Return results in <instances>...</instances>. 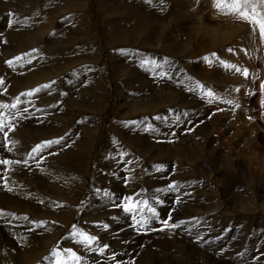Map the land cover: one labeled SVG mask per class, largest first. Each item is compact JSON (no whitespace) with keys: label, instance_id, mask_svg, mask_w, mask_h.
Returning a JSON list of instances; mask_svg holds the SVG:
<instances>
[{"label":"rangeland","instance_id":"1","mask_svg":"<svg viewBox=\"0 0 264 264\" xmlns=\"http://www.w3.org/2000/svg\"><path fill=\"white\" fill-rule=\"evenodd\" d=\"M21 1L0 0V104L20 100L18 110H3L14 130L0 132V159L21 162L0 165V194L36 207L12 208L0 195V264H51L58 244L73 247L84 264H264V41L258 28L217 12L212 0ZM36 15L42 26L49 17L53 29L32 43L24 34L40 30L28 28ZM141 18L148 23L139 27ZM19 21L24 26L15 32L27 44L4 36ZM8 41L11 58L22 57L12 67ZM41 74L51 80L32 87L28 80ZM84 77L93 78L92 85L100 81L103 95ZM33 88L44 93L22 95ZM32 126L49 138L32 137ZM61 138L53 154L29 159L37 144ZM87 138L93 151L86 170L54 171L56 154ZM15 169L28 173L14 176ZM170 183L176 192L167 191ZM157 188L165 189L163 204L149 202L160 219L146 228L115 206L136 193H142L136 199L151 197ZM169 214L180 226L160 231ZM45 225L55 226L58 236L44 233ZM73 225L98 235L109 246L105 254L68 239Z\"/></svg>","mask_w":264,"mask_h":264},{"label":"snow or ice","instance_id":"2","mask_svg":"<svg viewBox=\"0 0 264 264\" xmlns=\"http://www.w3.org/2000/svg\"><path fill=\"white\" fill-rule=\"evenodd\" d=\"M163 2V0H162ZM213 7L216 9L217 12L225 15V16H233L236 19L246 22L251 25L253 32H255L258 28L259 30V37L262 41H264V0H212ZM231 51V49H229ZM30 56V54H29ZM22 57L17 56L15 60H21ZM206 61L209 60L208 57L204 58ZM31 63V59L28 61ZM210 62V61H209ZM144 64L152 63L151 61L144 60L142 61ZM7 64L9 67H12L14 64L13 60H8ZM221 65L227 66L225 61H220ZM235 67V66H233ZM237 72H240L241 69L236 68ZM243 75L247 78L248 70H243ZM52 83H56L52 81ZM4 81L0 79V85H3ZM44 88H50V84H46L43 86ZM201 92H204V86L199 85ZM259 90L261 94H264V83H260ZM40 91L39 88H36L32 91H28L26 93H22V95L26 97H32L36 93ZM239 91V89H237ZM205 95L211 100L214 99V93L212 90H208ZM231 103V101H228ZM261 106L264 107V100H261ZM20 100L17 98V101L11 105H4L0 104V132H4L5 128L9 130H14L13 124L11 119H8L7 122L5 121L6 113L3 111L4 109H17L19 108ZM24 111L27 112L28 109L24 108ZM156 119H160V117H156ZM5 139L7 140V133L5 132ZM46 140L43 143L37 144L35 147L32 148L31 153L29 154V159L33 158L32 154L39 155L41 152L45 150V148H51L55 144H60L61 140ZM11 151V148H9ZM20 161H13L8 159H0V165L10 166L12 164H19ZM24 164H27L28 161H23ZM162 166H157V170H160ZM178 185L175 183H170L167 186V191L176 192ZM100 190L97 189V193ZM164 188H157L155 193L148 198H141L136 199L137 196H142V193H136V196H125L123 201L119 204L113 203L116 207L122 208L125 214L131 216L134 225L137 227H148L150 221L152 219L159 220V215L157 208L150 204V200H154L156 205H162L163 200L160 198L161 193H164ZM106 197L112 199V195L108 192H104ZM180 202L179 197H177L176 203ZM2 215V212H0ZM27 219V217H25ZM113 219H117V217H113ZM172 217L169 214L168 219L160 220V223L163 225L159 230L164 231L165 229H176L180 225L176 223H170ZM102 227L107 230L109 225L104 224ZM72 240L76 245L81 246L84 250L88 252L98 253L99 255H104L108 249L107 244H102L98 235H93L88 231H84L82 229H78L75 225L72 227L71 236L68 238ZM52 257H53V264H84V258L78 251L74 250L73 247H63L58 244L52 250ZM110 259L115 260V256L110 257Z\"/></svg>","mask_w":264,"mask_h":264},{"label":"bare ground","instance_id":"3","mask_svg":"<svg viewBox=\"0 0 264 264\" xmlns=\"http://www.w3.org/2000/svg\"><path fill=\"white\" fill-rule=\"evenodd\" d=\"M20 1V0H19ZM23 1V0H22ZM21 1V2H22ZM24 3V2H23ZM29 3H31V1H29V0H27V2L25 3L26 5L27 4H29ZM38 4V3H37ZM40 6V5H39ZM44 6V5H43ZM43 8V7H42ZM42 8H36V12H42ZM45 9V8H44ZM39 12V13H40ZM35 13V12H34ZM38 15V14H37ZM37 15H36V19H34V20H36L35 22H34V24L32 25V26H30V27H28V28H37V27H39L40 28V30H38V31H36V29H35V33H30V34H27V33H25L24 35H26V37H28L27 38V40H29V42L31 41L32 43L33 42H35V43H37L38 41V39H39V37L41 38V36H44V33H46V29H49V26H50V28H51V19L49 18V17H47V19L45 20V22L47 23V24H45L46 26H42V24H41V22L39 21V17H37ZM42 15V14H41ZM29 16V15H28ZM34 16V15H33ZM32 16V17H33ZM40 16V15H39ZM43 17H44V15H42ZM44 18H46V17H44ZM32 21V20H31ZM137 23H138V25H139V27H141V26H143V25H146L148 22L145 20V19H139V21H137ZM18 26H16V27H14V29L12 28V29H9L10 31H8L7 33H9L8 35H7V33L6 34H4V36L5 37H10V36H15L16 35V37H15V39H17L16 41H18V42H21V43H23V44H27L28 43V41L26 40V37H25V39H24V37L21 39V38H19V36H18V34H16V32H15V29L16 30H18V29H21V28H23V26H24V24H22V23H20V21H19V23L17 24ZM53 25V24H52ZM56 26V25H55ZM28 28L26 27L25 28V30H22L23 32L24 31H27L28 30ZM51 29H53V28H51ZM12 30H14V31H12ZM50 30V29H49ZM13 32V35H11V33ZM49 33V32H48ZM22 35V34H21ZM28 35V36H27ZM44 38H46V37H44ZM10 39V38H9ZM12 40H13V38H12ZM2 44V43H1ZM47 45V44H46ZM46 45L45 44H43V46L41 47L42 48V50L45 52V47H46ZM4 46H6V51H5V53H8L9 52V55L7 54L6 56L8 57V59L9 60H13L14 62H16L15 61V59H12L11 57H13V55H12V50H14V49H12L13 47H11V45H10V42L8 41V44L7 43H5L4 44ZM20 47V46H19ZM5 48V47H4ZM18 53V52H17ZM65 53H60L59 55H64ZM5 56V57H6ZM5 59V58H4ZM7 60V59H6ZM42 66V65H41ZM38 69V68H37ZM56 73V72H55ZM37 74V73H36ZM35 75V74H34ZM41 75H43V76H41L40 78H38V79H29L28 80V82L30 83V84H33L32 85V87H34L36 84H39L40 82H42V83H46V82H44V81H49V80H51L49 77H50V74H41ZM36 76V75H35ZM23 80V79H22ZM93 78H86V77H84V82L86 83V85H88L89 84V86H90V89H91V91H94L96 94H98V95H100V96H102L103 95V92L102 91H104V89H102V85H101V82L100 81H97L98 83L96 84V85H92V83H93ZM12 81H14V80H12ZM19 82V81H18ZM20 82H22V81H20ZM57 83H59V80L57 81ZM79 83V82H78ZM56 85V84H55ZM31 86V85H30ZM15 87V85L12 83L11 85H10V87H9V89H12V88H14ZM32 87H30L31 89H32ZM42 87V86H41ZM50 88H52V89H54L55 87L54 86H51ZM57 88H60V87H57ZM34 89V88H33ZM45 89H47V88H45ZM48 90V89H47ZM59 90V89H58ZM55 91V90H54ZM59 92V91H58ZM39 94H42V93H44V89H40V91L38 92ZM70 100V99H69ZM91 102V104H92V101H90ZM94 105V104H93ZM136 108H140V106H138V105H134V110H136ZM57 120V119H56ZM57 123V122H56ZM88 125H90V124H88ZM91 127V126H90ZM31 135H32V137H34V138H38V139H43V137H44V139H47V138H49V134L48 135H46V134H40V133H38L40 130L38 129V128H34L33 126L31 127ZM89 129V128H88ZM34 130H38V131H34ZM49 130V129H48ZM84 130V129H83ZM93 130V129H92ZM94 131V130H93ZM33 132H35V133H33ZM61 132V131H60ZM65 132V131H64ZM51 133V132H50ZM93 134V133H92ZM23 135H24V133H23ZM82 135V134H81ZM87 135H90V133L89 134H87ZM79 136V135H78ZM138 136V135H137ZM174 137V136H173ZM72 138V137H71ZM154 138V137H153ZM135 139V138H134ZM24 140V139H23ZM22 140V141H23ZM91 139H89V138H87V139H85V140H75L74 141V143H75V146L77 147V148H69L64 154H62V155H59L58 156V153L56 154V156L57 157H55L57 160L56 161H54L53 160V162H57L58 164L57 165H53V169H54V171H59V172H63V171H67V170H71L72 169V167L73 166H76L77 167V171H78V168H83V169H85L86 170V164H87V162H88V154H91L92 153V151H93V142L92 141H90ZM135 142V141H134ZM143 142H145V141H143ZM158 142V141H157ZM21 144V143H20ZM55 146V145H54ZM54 146H52L51 148H45V150H44V152L47 154V153H54L55 152V148L56 147H54ZM62 146V145H61ZM72 146V145H71ZM152 146V145H151ZM12 147V146H11ZM23 147V146H22ZM21 148V147H20ZM19 149V148H18ZM57 149V148H56ZM44 152H43V154H42V152L40 153L41 155H43V157H44ZM15 153V152H14ZM18 153V152H17ZM160 153V152H159ZM48 155V154H47ZM34 157H35V155H34ZM38 158V157H37ZM40 158V157H39ZM51 158V157H50ZM52 159V158H51ZM35 161H37V160H35ZM39 161V160H38ZM80 168V169H81ZM80 172H82V171H80ZM79 172V173H80ZM25 173H28L27 171H23V170H21V169H15V172H14V176L15 175H20V174H25ZM58 173V172H57ZM210 173V172H209ZM164 176V175H163ZM67 178V177H66ZM56 180H57V178H56ZM68 182V181H67ZM18 185V184H17ZM17 187V186H16ZM20 187V186H19ZM56 188V187H55ZM54 188V189H55ZM71 188V187H70ZM21 189H23V188H20V189H18V191H20ZM26 190H28L29 191V195L34 199L35 198V196L37 195H39V194H36L35 193V191H33L34 189H32V188H30V189H28V188H25ZM167 189V188H166ZM51 193V192H50ZM57 193L60 195V193H59V191H57ZM54 196H55V193H52ZM0 195H2V194H0ZM47 195V194H46ZM3 196V200L5 201V203H7V204H9L10 206H11V204L13 205L12 206V208H14V207H17V206H21V207H24L23 209H27L28 210V208L29 207H36L34 204V202H32V200H26V202H23L22 200L20 201L19 199H18V197L16 196V198H12V199H8V198H6V194H3L2 195ZM175 196V195H174ZM178 196V195H177ZM39 197H40V195H39ZM176 197V196H175ZM36 201V200H35ZM37 201H39V200H37ZM21 203V204H20ZM45 207H47L48 208V203H46V205H45ZM51 210V209H50ZM12 214V213H11ZM56 219H59V218H56ZM100 220V219H99ZM11 221V220H10ZM123 225V224H122ZM87 226V225H86ZM57 230L58 229H56V227L55 226H53V225H45L44 226V233H47V234H54V233H56L55 235H53V236H58V233H57ZM51 234V235H52ZM263 235V234H262ZM48 237L49 236H47L46 238H44V240L46 239H48ZM24 238V237H23ZM49 240V239H48ZM237 244V243H236ZM239 244V243H238ZM182 255V254H181ZM93 257H91V259H92ZM98 259V258H97ZM92 261L93 262H95L93 259H92ZM51 264H53V263H51Z\"/></svg>","mask_w":264,"mask_h":264}]
</instances>
